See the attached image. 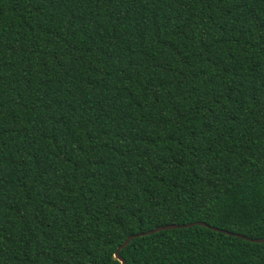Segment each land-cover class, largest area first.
<instances>
[{
	"label": "trees",
	"instance_id": "trees-1",
	"mask_svg": "<svg viewBox=\"0 0 264 264\" xmlns=\"http://www.w3.org/2000/svg\"><path fill=\"white\" fill-rule=\"evenodd\" d=\"M196 223L119 255L264 264V0H0V264Z\"/></svg>",
	"mask_w": 264,
	"mask_h": 264
},
{
	"label": "water",
	"instance_id": "water-1",
	"mask_svg": "<svg viewBox=\"0 0 264 264\" xmlns=\"http://www.w3.org/2000/svg\"><path fill=\"white\" fill-rule=\"evenodd\" d=\"M193 225H199V226H205V224L203 223H196V224H186V225H181V226H178V225H166V226H162V227H158L156 229H153V230H149V231H146L144 233H139V234H136V235H132V236H129L123 243L122 245L116 249L115 251V254H114V258L120 263V264H126L125 260L123 258L120 257L119 255V252L124 249L133 239L135 238H139V237H143V236H147V235H151V234H154V233H158L160 231H167V230H174V229H178V228H189ZM215 231H218V232H222V233H225V234H228V235H232L231 233L227 232V231H222V230H218V229H214V228H211ZM232 236H236L238 238H242V239H246L244 237H242L241 235H232ZM253 242H256V243H264V239H259V240H252Z\"/></svg>",
	"mask_w": 264,
	"mask_h": 264
}]
</instances>
